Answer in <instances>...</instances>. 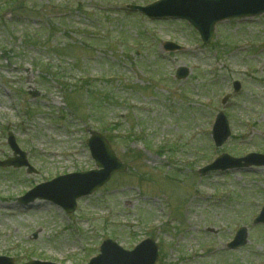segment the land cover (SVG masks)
<instances>
[{"label":"rangeland","instance_id":"obj_1","mask_svg":"<svg viewBox=\"0 0 264 264\" xmlns=\"http://www.w3.org/2000/svg\"><path fill=\"white\" fill-rule=\"evenodd\" d=\"M154 1L0 0V160L12 157L11 132L36 171L0 169V256L88 264L106 239L130 250L152 236L158 264H264V227L251 225L264 170L197 174L217 154L264 153V16L218 26L205 46L185 22L126 10ZM222 111L232 137L217 149ZM90 129L112 138L129 171L70 216L43 200L21 205L37 185L95 168ZM243 225L247 247L225 251Z\"/></svg>","mask_w":264,"mask_h":264},{"label":"water","instance_id":"obj_2","mask_svg":"<svg viewBox=\"0 0 264 264\" xmlns=\"http://www.w3.org/2000/svg\"><path fill=\"white\" fill-rule=\"evenodd\" d=\"M192 5V10L202 17L205 21H200L193 14H175L177 17L188 18L192 23L201 31L203 39L208 42L214 32L215 24L225 18L232 17H248L251 16V6L254 4V0H195ZM177 0H168L165 2V6L161 9L160 16H169L173 11H169L170 5H175ZM264 0H257V8L262 6ZM255 10V9H254ZM149 13H152L148 11ZM263 11H258L256 15L261 14ZM173 47H168L172 49ZM221 124L215 128V141L218 146H221L227 138L230 136V132L227 126L226 120L221 119ZM94 159L97 162V166L102 168L101 171H93L85 174H78L70 177L60 179L58 182L47 185L53 189L59 190L57 202L64 207L67 212L71 213L76 210L77 200L83 196H88L94 193L98 188L103 186L111 176L117 172H125L126 167L122 165L116 158L115 154L111 150L108 142L101 135L92 133V139L88 142ZM16 153H20L19 149L14 145ZM23 156V154H22ZM24 157H22L23 159ZM256 158L258 162H253L257 165H264V157L250 156L246 161H250ZM228 160V157H223L222 160ZM18 161H8L2 163V166L17 165ZM248 165V163H246ZM21 165H24L23 163ZM210 169H216V165ZM45 186V187H47ZM246 242V241H245ZM119 256V255H118ZM157 257V256H156ZM107 257L99 258L95 260L93 264H104ZM156 261V258L154 259ZM141 256L138 255L133 261L126 257L119 256L116 259L107 262V264H142ZM11 264V262H8Z\"/></svg>","mask_w":264,"mask_h":264}]
</instances>
